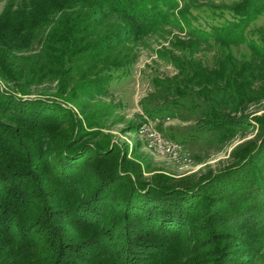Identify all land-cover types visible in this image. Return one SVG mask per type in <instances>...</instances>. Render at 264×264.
Returning <instances> with one entry per match:
<instances>
[{
	"label": "trees",
	"instance_id": "obj_1",
	"mask_svg": "<svg viewBox=\"0 0 264 264\" xmlns=\"http://www.w3.org/2000/svg\"><path fill=\"white\" fill-rule=\"evenodd\" d=\"M203 7L222 23L202 26ZM262 16L264 0L9 1L0 13V81L14 85L0 84V259L254 264L264 250V138L209 183L144 180L118 145L85 142L59 100L106 94L131 68V47L165 34L157 57L176 70L177 95L206 100L212 129L243 128L248 120L231 114L264 97V28H251ZM203 51L212 66L196 59ZM42 80L58 84L55 98H26Z\"/></svg>",
	"mask_w": 264,
	"mask_h": 264
},
{
	"label": "rangeland",
	"instance_id": "obj_2",
	"mask_svg": "<svg viewBox=\"0 0 264 264\" xmlns=\"http://www.w3.org/2000/svg\"><path fill=\"white\" fill-rule=\"evenodd\" d=\"M9 1L0 0V13ZM23 1L14 0V3ZM199 4L205 5L202 2ZM207 9L203 7L196 12L202 26L222 23L220 19L209 18L210 11ZM224 17L228 18L227 11ZM260 27L264 28V16L251 25L252 30ZM162 35L150 36L131 47L135 56L131 68L124 76L113 79L106 94L84 95L74 91V104L79 107L65 103L63 100L66 97L59 102L75 113L82 131L90 134L85 142L110 148L118 145L128 163L140 166L144 180L162 176L178 185L196 187L211 182L218 174L230 172L236 167L244 148L260 144L264 138L261 125L264 121V97H257L253 102L244 104L239 113L231 114L233 118H246L248 125L229 132L212 129L207 121L209 103L190 89L182 97L175 92L170 79L177 76L176 70L157 57L159 50L168 47L170 37ZM170 35L183 37L174 30ZM36 50L37 42L31 51ZM212 55L203 51L196 59L212 66ZM0 84L10 88L14 86L1 81ZM57 86L55 82L42 80L28 88L30 92L26 98H55ZM143 124L181 144L189 154L187 161L176 162L153 151L149 147V137L141 133ZM253 262L264 264V250ZM12 263L9 259H0V264Z\"/></svg>",
	"mask_w": 264,
	"mask_h": 264
},
{
	"label": "built area",
	"instance_id": "obj_3",
	"mask_svg": "<svg viewBox=\"0 0 264 264\" xmlns=\"http://www.w3.org/2000/svg\"><path fill=\"white\" fill-rule=\"evenodd\" d=\"M140 130L142 134L149 137V147L157 154L167 156L176 162H186L189 158L188 152L183 150L181 144L167 139L161 133L152 129L150 125L143 124Z\"/></svg>",
	"mask_w": 264,
	"mask_h": 264
}]
</instances>
